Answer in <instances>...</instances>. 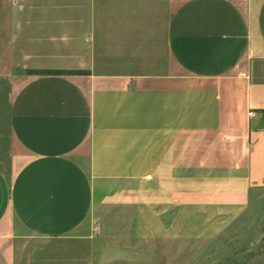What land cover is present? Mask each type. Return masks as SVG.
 Returning <instances> with one entry per match:
<instances>
[{"label": "crops", "instance_id": "1", "mask_svg": "<svg viewBox=\"0 0 264 264\" xmlns=\"http://www.w3.org/2000/svg\"><path fill=\"white\" fill-rule=\"evenodd\" d=\"M260 189L264 0H0V264L213 239Z\"/></svg>", "mask_w": 264, "mask_h": 264}, {"label": "rangeland", "instance_id": "2", "mask_svg": "<svg viewBox=\"0 0 264 264\" xmlns=\"http://www.w3.org/2000/svg\"><path fill=\"white\" fill-rule=\"evenodd\" d=\"M59 245L56 241L25 239L17 246L16 264H48L50 260L53 264L57 258L61 259L57 264H264V189L257 190L247 211L213 239L89 241L66 246V253L65 246ZM66 257L70 263L62 261Z\"/></svg>", "mask_w": 264, "mask_h": 264}, {"label": "trees", "instance_id": "3", "mask_svg": "<svg viewBox=\"0 0 264 264\" xmlns=\"http://www.w3.org/2000/svg\"><path fill=\"white\" fill-rule=\"evenodd\" d=\"M62 73H48V75H61Z\"/></svg>", "mask_w": 264, "mask_h": 264}, {"label": "built area", "instance_id": "4", "mask_svg": "<svg viewBox=\"0 0 264 264\" xmlns=\"http://www.w3.org/2000/svg\"><path fill=\"white\" fill-rule=\"evenodd\" d=\"M253 115V113H250V116H252Z\"/></svg>", "mask_w": 264, "mask_h": 264}]
</instances>
